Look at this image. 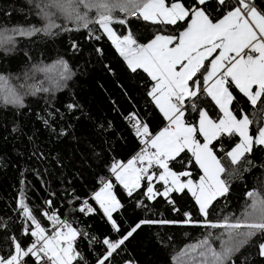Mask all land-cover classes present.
Masks as SVG:
<instances>
[{"label":"trees","instance_id":"trees-1","mask_svg":"<svg viewBox=\"0 0 264 264\" xmlns=\"http://www.w3.org/2000/svg\"><path fill=\"white\" fill-rule=\"evenodd\" d=\"M184 2L189 6L195 0ZM235 3L236 0H227L221 6L217 0H208L206 6L200 7H205L212 17L221 18ZM45 5H51V0H0V33L5 38L12 36L14 41L0 46V76H10L14 87L35 81V75L48 80L39 85V89L47 91L24 93L22 107L7 104L0 97V255L7 256L13 250L12 237L23 245L33 242L34 237L23 231L34 225L26 222L19 210L21 193L45 228L51 221L42 215L44 211L50 214L57 207L61 214H68V222L83 233L76 241L84 257L78 264H96L106 252L104 239L117 240L143 220L180 222L186 219L185 213H190L191 219L198 223L143 224L106 264H191L178 261L176 254L221 229L212 225L257 221L259 214L251 207L254 197L247 193L252 191L264 198V146L260 145H254L253 151L237 165L224 161L228 172L223 178L229 183V191L213 202L207 217L200 213L195 198L187 190L150 200L145 194L149 183L145 179L144 186L128 195L127 189L114 178L111 167L130 159L145 144L146 138L137 136L133 127L137 120L147 123L153 135L166 125L149 94L155 81L143 69L132 71L111 39L94 22L95 9L85 10L81 6V12L87 11L93 21L87 29L73 30L77 28L74 20H62L60 10L49 7L57 25L51 34L40 32L24 37L8 31L15 27L44 28L48 23L43 15ZM113 15L117 19L125 16L118 10ZM127 19V24L113 27L119 35L130 30L140 44L156 35L179 36L189 23L160 24L132 16ZM60 62H66L70 68L66 79L47 68ZM196 78L201 83L202 74L198 73ZM202 88L195 101L196 110L186 106L187 123L197 125L201 110H206L214 120L221 117L218 107ZM230 91L235 98L231 105L234 114L238 118L247 115L252 121L250 132L257 135L264 124V102L251 104L235 85H231ZM239 140L237 134L221 136L213 141L214 150L222 156ZM169 166L177 172H191L195 178L202 173L188 150ZM152 170L161 169L154 166ZM105 179L113 181L123 205L113 214L119 224L118 232L94 199ZM164 187L162 181L156 182L157 191L162 192ZM83 199L94 211H80ZM223 228L226 232L216 235L220 247L213 248L217 252L227 247L238 248L227 264H264V256L259 255L264 234L258 233L240 244L242 237L238 234L248 232V228ZM27 264H33V258H28Z\"/></svg>","mask_w":264,"mask_h":264},{"label":"snow or ice","instance_id":"snow-or-ice-1","mask_svg":"<svg viewBox=\"0 0 264 264\" xmlns=\"http://www.w3.org/2000/svg\"><path fill=\"white\" fill-rule=\"evenodd\" d=\"M217 2L224 6L227 0ZM207 3L208 0H195L193 5L186 6L184 0H173L170 3L166 0H51V5H45L43 9V15L48 20L44 28L30 26L8 30L20 36H32L40 32L51 34V30L57 25L51 18L49 7L58 8L67 19L74 20L77 28L73 30H79L81 27L87 29L93 21L89 20L87 11L81 12V6L85 10L95 9L97 19L94 22L111 39L132 71L143 69L156 82L149 94L169 122L168 127L153 135L147 123L137 120L133 124L136 135L146 138L144 143L154 151L145 149L126 164L114 163L111 167L112 173L127 189L129 196L134 190L144 186L142 181L145 179L149 182L145 194L150 200H155L158 196L170 197L173 192L183 193L187 190L195 198L204 217L209 215L213 202L229 191V183L222 178L228 172L224 161L237 165L244 160L246 154L253 151L254 145L264 146V127L258 130L257 135L251 134L249 126L252 121L248 116L238 118L230 108L235 99L230 91L231 85H235L251 104L264 102V0H236L222 18H214L205 7H200L206 6ZM116 10L125 16L115 18L113 13ZM133 12L139 13L138 19L152 23H189L179 36L156 35L150 42L140 44L130 30L125 35H119L112 26L127 24V17H131ZM95 38L100 39L99 36ZM13 42L12 36L5 38L3 33H0V46ZM217 50L218 54L210 60V69L206 68L205 61ZM97 51L102 52L100 49ZM59 68L61 78L66 79L70 74L67 63L60 62ZM197 73L203 75V91L223 112V118L218 121L213 120L206 110L200 111L198 125L187 123L184 119L186 101L188 106L196 110L195 101L201 93ZM4 82L5 78L0 76V90L5 88ZM4 100L7 104L24 106L23 95L15 89L9 88ZM197 133L203 137V143L197 139ZM235 134L240 137L239 142L224 155L218 156L213 141L219 140L221 136L230 137ZM185 150L192 153L195 163L203 170V175L198 181L191 178L182 179L191 177V173L177 172L169 166L170 162L175 161ZM154 166L162 170L158 175L155 171L149 172ZM154 177L165 185L162 192L155 190L152 185ZM112 189L111 181L104 182L103 187L95 193L94 199L118 232L119 224L113 214L123 205ZM247 195L256 197L251 207L259 214L257 221L247 224L225 222L222 225H212L231 229L248 228V232L238 234L242 237L240 244L247 243L258 233L264 234V198L252 191ZM47 203L50 204L51 201ZM18 205L25 221L34 225V228H24V234L35 239L30 245H23L22 241L12 237L13 250L7 256L0 255V264H27L28 258H33V264H78L83 261L84 257L76 245L77 239L83 235L81 231L66 220L59 219L57 214L50 215L44 211L42 215L53 222L55 227L49 234L34 215V210L26 203L23 193L19 196ZM85 205L89 211H94L87 202ZM84 210V207L80 208V211ZM252 214L255 213H250ZM185 217L186 219L180 222L143 220L117 240L104 239L106 252L96 264L110 262L125 241L143 224L198 223L191 219L190 213H185ZM189 250L193 264H227L232 253L238 248L227 247L223 252H217L205 238L190 245ZM185 255H189V251L186 250ZM259 255L264 256V243L259 244Z\"/></svg>","mask_w":264,"mask_h":264},{"label":"rangeland","instance_id":"rangeland-1","mask_svg":"<svg viewBox=\"0 0 264 264\" xmlns=\"http://www.w3.org/2000/svg\"><path fill=\"white\" fill-rule=\"evenodd\" d=\"M82 9V8H81ZM59 17L62 19V20H69V19H67V17L65 16V14L63 13V12H61L60 11V14H59ZM113 26V25H112ZM115 29V28H114ZM184 31V30H183ZM24 37H30V36H24ZM5 45V44H4ZM4 45H2V47L4 46ZM49 70H53L55 73H57V74H59L60 73V68H59V65L58 64H52V65H50V66H48L47 67ZM44 71H46V69H43ZM5 78V88L4 89H2V90H0V97L2 98V100L5 102V100H4V95L7 93V91H8V89L9 88H11V89H15V91H17V92H19L21 95H23V97H24V93L25 92H27V91H32V92H34V91H36V90H38L40 87H39V85L45 80V81H47L48 82V80L44 77L43 79H41V78H39L37 75H35V81H31V80H28L26 83H25V86L24 87H14L13 86V84H12V81H11V77L10 76H5L4 77ZM33 79V78H32ZM156 83V82H155ZM6 103V102H5ZM263 127H264V125H263ZM134 156H136V155H134ZM133 157V156H132ZM133 159V158H132ZM121 163V162H120ZM138 167H144L145 165H137ZM160 171H162V170H160ZM160 171H155L156 173H157V175L159 174V172ZM149 172L151 173V172H153V170L152 171H150L149 170ZM188 178H191V179H193L194 181H198L199 180V177L198 178H195V177H193V176H191V177H182V179H188ZM116 179V178H115ZM108 181H111L110 179L108 180ZM159 180L157 179V178H155L154 177V179L151 181V183H152V185L154 186V188H155V190H156V182H158ZM112 182V184H113V181H111ZM119 182V181H118ZM120 183V182H119ZM122 185V184H121ZM101 187H103V186H101ZM100 187V188H101ZM100 188L96 191V192H98L99 190H100ZM112 191H113V193L115 194V196H116V198L118 199V196L116 195V193H115V191H114V184H113V189H112ZM95 192V193H96ZM95 195V194H94ZM257 195L259 196V197H261V198H263V196L262 195H260V194H258L257 193ZM256 197H254V199H255ZM119 200V199H118ZM98 203V202H97ZM99 204V203H98ZM226 230L227 229H225V228H223V227H221V229L220 230H218V231H216V233L214 234V235H210L209 236V238H208V240H209V242H210V245H211V247H215V246H218V247H220V245L218 244V242L216 241V235H218L220 232H226ZM186 250L187 251H189V255H185V252H186ZM177 255V259H178V261H180V262H183V261H186V262H189V263H191V264H193V262L191 261V253H190V250H189V247H187L185 250H183V251H181V252H179V253H177L176 254ZM126 264H129V262L128 263H126ZM130 264H134V263H131L130 262Z\"/></svg>","mask_w":264,"mask_h":264},{"label":"built area","instance_id":"built-area-1","mask_svg":"<svg viewBox=\"0 0 264 264\" xmlns=\"http://www.w3.org/2000/svg\"><path fill=\"white\" fill-rule=\"evenodd\" d=\"M138 15H139L138 13L134 12V13L132 14V17H138ZM246 51H247V50H246ZM187 105H188V102L186 101V106H187ZM145 149H147L148 151H154V149H152L151 147H146V144H143V146H141V147L137 150V152L135 153V155L137 156L142 150H145ZM104 182H107V179H105V180L102 182V185H101V186H103ZM85 202H87V205L90 206V204L88 203L87 199H83V204H82L81 208L84 207V208H85L84 212H85V213H89L90 211L88 210L87 206L85 205ZM53 213L57 214V216L59 217V219H61V220H66V221L68 222V218H67V215H68V214H66V215L61 214L59 208L54 207V208L51 210L50 215L53 214ZM46 229L48 230L49 234H51V232H53V231L55 230V227H54V225H53V222H51L50 226H49L48 228H46ZM34 239H35V238H34ZM34 239H33V241H34Z\"/></svg>","mask_w":264,"mask_h":264},{"label":"crops","instance_id":"crops-1","mask_svg":"<svg viewBox=\"0 0 264 264\" xmlns=\"http://www.w3.org/2000/svg\"><path fill=\"white\" fill-rule=\"evenodd\" d=\"M222 18V17H221ZM151 41V40H150ZM149 41V42H150ZM148 43V42H147ZM218 52H219V50H217V52L216 53H213V56L212 57H209L208 58V60H206L205 61V66H206V68H208V69H210V60L212 59V58H214V56L215 55H217L218 54ZM127 61V60H126ZM129 65V64H128ZM198 74V73H197ZM206 74V73H205ZM202 77H203V75H202ZM210 83V82H209ZM200 86H201V88L202 89H204V87H205V85H204V79H202V81H201V83H200ZM213 100V99H212ZM214 101V100H213ZM214 103H215V101H214ZM215 105L218 107V109H219V111L221 112V117L219 118V119H221V118H223V112L220 110V108H219V105H217L216 103H215ZM159 108V107H158ZM230 108H231V105H230ZM187 110V109H186ZM185 110V111H186ZM231 110H232V108H231ZM233 111V110H232ZM162 113V112H161ZM234 113V112H233ZM163 114V113H162ZM209 114V113H208ZM164 116V115H163ZM210 116V115H209ZM245 115H243V117H244ZM211 117V116H210ZM243 117H240L241 119L243 118ZM165 118V120H166V125L164 126V127H162L160 130H158L155 134H157L158 132H160L163 128H165V127H168L169 126V122H168V120H167V118L166 117H164ZM212 118V117H211ZM213 119V118H212ZM218 119V120H219ZM214 120V119H213ZM217 120V121H218ZM198 123H199V120H198ZM198 123H197V125H198ZM264 125V124H263ZM250 127V126H249ZM263 127V126H262ZM154 134V135H155ZM238 135V134H237ZM197 139H199L200 140V142L201 143H203L204 142V140H203V137L199 134V133H197ZM135 156L133 155V157H131L130 159H128L127 161H125V162H121V163H124V164H126L129 160H131L132 158H134ZM201 171H202V173H201V175H203V170L201 169ZM200 175V176H201ZM113 176H114V178H115V175L113 174ZM223 178V177H222ZM108 181V180H107Z\"/></svg>","mask_w":264,"mask_h":264},{"label":"water","instance_id":"water-1","mask_svg":"<svg viewBox=\"0 0 264 264\" xmlns=\"http://www.w3.org/2000/svg\"><path fill=\"white\" fill-rule=\"evenodd\" d=\"M191 173V172H190Z\"/></svg>","mask_w":264,"mask_h":264}]
</instances>
